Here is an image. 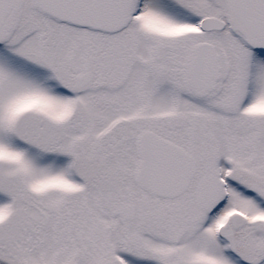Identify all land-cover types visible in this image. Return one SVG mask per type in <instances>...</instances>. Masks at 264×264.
<instances>
[{
    "label": "snow or ice",
    "instance_id": "obj_1",
    "mask_svg": "<svg viewBox=\"0 0 264 264\" xmlns=\"http://www.w3.org/2000/svg\"><path fill=\"white\" fill-rule=\"evenodd\" d=\"M0 264H264V0H0Z\"/></svg>",
    "mask_w": 264,
    "mask_h": 264
}]
</instances>
